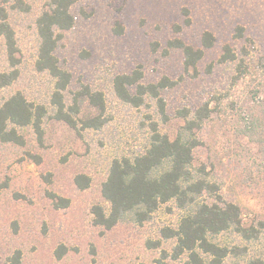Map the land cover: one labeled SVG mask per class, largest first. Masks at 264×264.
I'll return each instance as SVG.
<instances>
[{"label":"rangeland","instance_id":"374dc122","mask_svg":"<svg viewBox=\"0 0 264 264\" xmlns=\"http://www.w3.org/2000/svg\"><path fill=\"white\" fill-rule=\"evenodd\" d=\"M23 1L30 10L10 14L18 46L16 67L0 39V73L18 71L13 84L0 88V107L21 93L44 105L48 115L42 141L32 126L16 127L21 144L0 141V264H11L18 251L21 264H187V254L172 257L176 239L162 234L165 228L176 229L186 214L175 200L160 205L144 223L127 216L109 230L95 224L92 208L100 205L109 213L102 186L111 164L146 150L152 121L173 140L184 125L178 112L207 102L212 112L194 153L196 173L215 183L225 202L240 207L245 226L264 221L260 145L241 132L244 111L255 105L254 93L264 90V0H75V24L64 32L55 56L72 76L64 91L67 106L85 86L103 94L105 123L100 129L81 127L79 119L99 114L86 102L74 115L76 127L55 118V80L35 66L36 20L50 0ZM237 27L244 28L243 38L235 37ZM205 32L214 35L215 44L196 69L186 70L183 51L169 43L178 39L198 49ZM226 44L250 69L236 83V63L218 62ZM139 68L144 84L163 77L177 82L161 92L166 116L151 97L140 107L117 97L115 77ZM79 176L89 179L86 189L77 185ZM63 200L66 207H59ZM202 201L213 203L215 197L204 193ZM211 240L237 247L224 264L264 262L263 237L246 240L230 230ZM60 247L65 253L58 258Z\"/></svg>","mask_w":264,"mask_h":264},{"label":"trees","instance_id":"16d2710c","mask_svg":"<svg viewBox=\"0 0 264 264\" xmlns=\"http://www.w3.org/2000/svg\"><path fill=\"white\" fill-rule=\"evenodd\" d=\"M74 3L75 0H50L48 9L38 16L36 27L39 49L35 66L39 72H47L55 80L52 104L56 107V119L76 127L78 119L74 115L81 113V106L86 102L97 109L99 114L79 119L81 127L100 129L105 123L103 94L85 86L73 95V103L67 106L64 91L71 83L72 76L59 66L55 56L64 32L72 29L75 24L71 10ZM13 10L29 11L30 6L23 0H0V39L5 41L8 61L14 68L19 61L16 57V33L10 22ZM235 31V37H244V28L237 27ZM214 44V35L205 32L201 48L195 49L178 39L170 42L169 46L183 51L185 69L188 70L196 69L205 51L213 48ZM218 62L236 63V75L233 78L235 83L248 76L249 67L243 58L240 60L230 44L224 45ZM17 78L16 69L0 73V88L13 84ZM142 79L143 72L140 68L117 75L113 82L117 97L133 107L144 105L146 98L151 97L157 100L161 113L166 116L161 92L174 87L177 82L163 77L157 83L144 84ZM253 103V107L244 111L245 124L241 132L260 145L264 162V90L254 93ZM211 112L208 102L194 111L186 108L180 110L178 115L184 119V125L173 140L161 133L157 122L152 121L146 150L134 158L115 159L111 164L108 178L102 186V195L110 204V211L107 213L100 205L93 206L95 224L109 230L127 216L133 217L138 223H144L160 205L175 200L186 214L176 229L165 228L162 234L165 239H176L172 257L178 259L187 254V264H224L225 259L237 247L229 249L211 240L212 236L222 232L232 230L246 240L264 238L263 220L257 223L258 226H245L240 207L235 203L225 202L219 194L218 186L196 173L194 153L202 144L199 134ZM47 115L48 109L44 105L29 102L21 93L13 95L0 107V141L23 143L22 136L16 130L17 126H32L38 139L42 141L43 121ZM76 183L80 188L86 189L90 181L85 176H79ZM204 193L213 195L215 202H199ZM58 206L66 207V202L63 200V204L61 202ZM64 251L65 248L60 247L56 252L57 257L61 258ZM10 263L21 264L19 251L11 258ZM259 264L264 262L260 261Z\"/></svg>","mask_w":264,"mask_h":264}]
</instances>
